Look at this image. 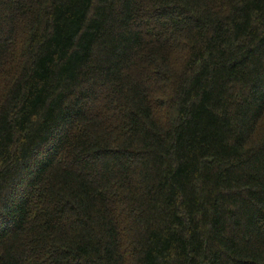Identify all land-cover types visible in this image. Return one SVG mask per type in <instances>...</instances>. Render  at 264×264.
Here are the masks:
<instances>
[{
	"label": "trees",
	"instance_id": "16d2710c",
	"mask_svg": "<svg viewBox=\"0 0 264 264\" xmlns=\"http://www.w3.org/2000/svg\"><path fill=\"white\" fill-rule=\"evenodd\" d=\"M0 264H264V0H0Z\"/></svg>",
	"mask_w": 264,
	"mask_h": 264
}]
</instances>
